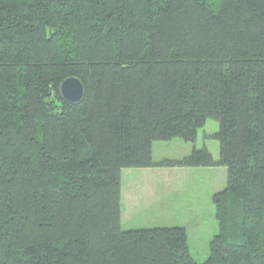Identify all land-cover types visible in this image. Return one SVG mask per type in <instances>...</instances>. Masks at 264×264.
I'll return each instance as SVG.
<instances>
[{"label":"trees","instance_id":"obj_1","mask_svg":"<svg viewBox=\"0 0 264 264\" xmlns=\"http://www.w3.org/2000/svg\"><path fill=\"white\" fill-rule=\"evenodd\" d=\"M208 120L218 160H153ZM219 167L202 264H264V0H0V264H199L183 227L122 229L121 175Z\"/></svg>","mask_w":264,"mask_h":264},{"label":"rangeland","instance_id":"obj_2","mask_svg":"<svg viewBox=\"0 0 264 264\" xmlns=\"http://www.w3.org/2000/svg\"><path fill=\"white\" fill-rule=\"evenodd\" d=\"M219 131V123L208 120L199 130L195 143H186L181 139L153 144V160H181L192 153L194 149H208L215 160L220 157L219 142L211 135ZM146 169H125L122 171L124 185L128 172H139L131 176L141 183L160 182L148 192L137 195L140 202L127 203L122 201V229L124 231L185 227L188 235V245L193 259L202 264L211 254V242L219 235L220 228L216 216L214 196L227 187V168H154L152 173ZM170 175V178L168 176ZM164 182H177L178 185L168 193ZM122 189V183H121ZM157 189V190H156ZM157 192H156V191ZM131 205V210H130ZM136 207L134 210L133 207ZM128 217V218H127Z\"/></svg>","mask_w":264,"mask_h":264},{"label":"crops","instance_id":"obj_3","mask_svg":"<svg viewBox=\"0 0 264 264\" xmlns=\"http://www.w3.org/2000/svg\"><path fill=\"white\" fill-rule=\"evenodd\" d=\"M191 169L192 168H188V171H190ZM198 169H200L198 171H201V169H204V168H198ZM211 169H215V168H211ZM145 171H148L146 173H152L154 171V168H149V169H146ZM137 175H140V173L134 172V173L130 174V172H128L127 178L125 180L126 181L125 185L123 183L124 182L123 174L121 175V183H122L121 199H122V201L124 200V197H126L125 201L127 203L129 202V203L133 204V202H140L141 198L137 197V195L141 196L142 194L145 193V190L149 192L151 190V188H155V187H158V185H160V182H157V183L156 182H148V181H150V180H148L145 183H141V182L136 181L134 179H130L131 176H137ZM169 178H170V175L168 176L167 179H169ZM164 183L166 184V187L168 188V193L172 192L173 188L178 185L177 182H164ZM133 209L135 210L136 207L134 206ZM130 210H131V205H130ZM122 221H123V214H122ZM183 228H185V227H183Z\"/></svg>","mask_w":264,"mask_h":264},{"label":"water","instance_id":"obj_4","mask_svg":"<svg viewBox=\"0 0 264 264\" xmlns=\"http://www.w3.org/2000/svg\"><path fill=\"white\" fill-rule=\"evenodd\" d=\"M63 98L72 104H78L84 97V86L78 78L65 80L60 87Z\"/></svg>","mask_w":264,"mask_h":264}]
</instances>
